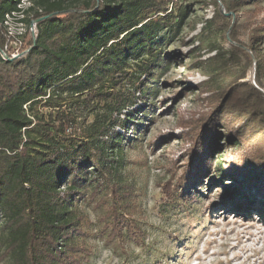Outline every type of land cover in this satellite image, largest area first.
<instances>
[{"label": "trees", "instance_id": "trees-1", "mask_svg": "<svg viewBox=\"0 0 264 264\" xmlns=\"http://www.w3.org/2000/svg\"><path fill=\"white\" fill-rule=\"evenodd\" d=\"M19 1L0 0L1 259L88 264L91 240L144 248L146 231L133 216L134 193L123 176L124 147L135 137L128 130L137 128L129 109L142 99L141 116L149 112L156 90L150 82L171 59L162 47L191 8L174 4L166 13L171 0H32L24 21L35 23V35L26 52L7 59L2 23ZM220 15L206 21L199 39L222 33ZM222 62L218 55L190 67L208 77L198 90L209 96L196 98L184 124L188 173L165 206L186 211L206 174L214 184L235 185L222 207L255 210L264 220V100ZM223 74L233 81L228 91L217 84ZM225 148L234 152L222 162L217 156ZM90 206L95 222L85 212Z\"/></svg>", "mask_w": 264, "mask_h": 264}, {"label": "rangeland", "instance_id": "rangeland-1", "mask_svg": "<svg viewBox=\"0 0 264 264\" xmlns=\"http://www.w3.org/2000/svg\"><path fill=\"white\" fill-rule=\"evenodd\" d=\"M217 2L218 7L208 0H171L166 13L180 3L191 11L177 34L162 47L171 59L150 82L156 90L149 112L141 116L145 106L142 99L129 109L137 128L132 130L130 126L128 130L135 137L124 147L123 176L134 193L133 216L146 231L144 248L133 243L114 248L91 240L93 254L88 264H264V220L255 210L243 213L237 206L236 211L221 206L227 200L226 189L235 186L233 182L214 184L213 176L204 174L197 183L201 194L187 204L186 211L180 209L174 214L165 206L168 192L176 191L179 180L187 176L190 162L183 158L187 147L182 141L184 124L189 113L198 108V87L210 82L205 73L190 67L222 55L227 74H244L238 82L259 91L264 100V0H232L236 6L229 0ZM219 10L222 15L216 22L222 33L199 39L206 21ZM22 28L10 21L3 32L12 33L11 48L24 53L35 35V23ZM213 45L220 48L218 53L211 49ZM227 74L217 79L221 91H228L233 82ZM81 114L79 122L85 118V112ZM233 150H221L217 159L229 160ZM244 179L240 177V181ZM256 193L257 189L251 187L250 195ZM85 212L95 222L96 211L90 206ZM188 213L191 215L186 218ZM0 264H5L1 257Z\"/></svg>", "mask_w": 264, "mask_h": 264}, {"label": "built area", "instance_id": "built-area-1", "mask_svg": "<svg viewBox=\"0 0 264 264\" xmlns=\"http://www.w3.org/2000/svg\"><path fill=\"white\" fill-rule=\"evenodd\" d=\"M31 1L32 0H20L19 3L17 4V10L16 11H12V12H10V13H8V14L5 15L4 21L2 23V26L4 27V29H7V25L9 24L10 21H14L15 24H17L18 26H21V29H20L21 31L23 30L22 27H24V25L27 27L28 25L31 26L33 24V22H31L30 24H28V23H26L24 21L27 18L30 19L32 17V15H26L25 14V11L31 6ZM20 34H21V32L18 35H20ZM6 37H7V39L9 41H7L8 43H6L4 45V47L2 49V55L5 58H7V59H15L22 52H19V49H12L11 48L10 44L12 43V41L14 39V36H12V33H9L7 31L6 32Z\"/></svg>", "mask_w": 264, "mask_h": 264}]
</instances>
